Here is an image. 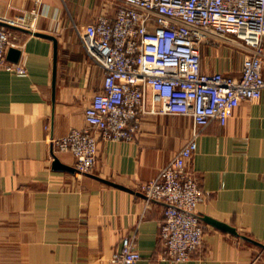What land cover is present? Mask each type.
Listing matches in <instances>:
<instances>
[{
	"label": "crops",
	"instance_id": "crops-1",
	"mask_svg": "<svg viewBox=\"0 0 264 264\" xmlns=\"http://www.w3.org/2000/svg\"><path fill=\"white\" fill-rule=\"evenodd\" d=\"M118 6L0 0V21L22 19L27 30L57 40L55 88L48 39L11 30L26 75L0 70V264H111L131 235L141 257L135 264H264V92L242 102L225 126L212 122L196 137L189 169L204 192L197 212L235 233L204 223L203 250L186 262L165 258L163 206L148 204L140 186L192 138L190 118L147 115L133 141H101L91 176L53 168L54 157L74 168L54 143L86 126L85 109L102 89L103 70L81 34L100 17L113 19ZM231 42L202 46L203 73L240 75L246 53L236 56Z\"/></svg>",
	"mask_w": 264,
	"mask_h": 264
},
{
	"label": "built area",
	"instance_id": "built-area-1",
	"mask_svg": "<svg viewBox=\"0 0 264 264\" xmlns=\"http://www.w3.org/2000/svg\"><path fill=\"white\" fill-rule=\"evenodd\" d=\"M118 2L113 19L100 17L81 34L87 55L104 73L102 89L85 109L86 126L54 144L73 156L78 174H92L101 141H133L147 115L190 118L192 138L155 179L140 186L148 204L163 206L165 258L186 262L205 244L197 212L204 192L189 169L196 137L212 122L225 126L242 102L259 100L264 92V0ZM6 23L28 29L22 19ZM226 36L246 53L240 75L203 73L202 46ZM19 47V38L0 26V70L26 75L22 65L7 60L8 50ZM140 258L135 236H125L111 264Z\"/></svg>",
	"mask_w": 264,
	"mask_h": 264
},
{
	"label": "water",
	"instance_id": "water-1",
	"mask_svg": "<svg viewBox=\"0 0 264 264\" xmlns=\"http://www.w3.org/2000/svg\"><path fill=\"white\" fill-rule=\"evenodd\" d=\"M0 26L6 27V28H8L10 30L21 31V32H24V33H27V34H30V35H33V36H37V37H41V38H44V39H48V40H51L53 42V47H54V54H53V88H55L56 70H57V40H56V38L51 36V35L42 34V33H39V32H33V31H30V30H27V29L20 28L18 26H13V25L8 24V23L3 22V21H0ZM20 55H21L20 50L14 49V48H10L8 50V53H7V60L10 61L11 63L16 64V63L19 62ZM53 168L57 169V170H69L70 172L77 173L74 168L70 169L67 166L62 165L60 163V161L56 157H54ZM86 175H90L91 176V174H86ZM201 220L203 221V223L212 224L213 226H215V227H217V228H219V229H221L223 231L235 233V231L233 229L229 228L228 226H225L224 224L217 223V222H214L213 220H209V219L203 218V217H201ZM258 246H260V244ZM261 247H264V246L261 245Z\"/></svg>",
	"mask_w": 264,
	"mask_h": 264
},
{
	"label": "rangeland",
	"instance_id": "rangeland-1",
	"mask_svg": "<svg viewBox=\"0 0 264 264\" xmlns=\"http://www.w3.org/2000/svg\"><path fill=\"white\" fill-rule=\"evenodd\" d=\"M224 40H231L232 42L230 44L231 47V50L234 52V54H236V56H243L244 54V51L243 49L240 47L239 43L237 41H235L232 37L230 36H226L224 38ZM216 44H218L219 42H215Z\"/></svg>",
	"mask_w": 264,
	"mask_h": 264
}]
</instances>
